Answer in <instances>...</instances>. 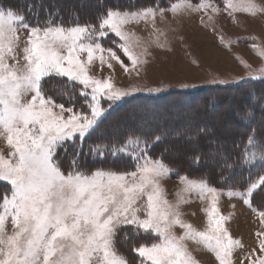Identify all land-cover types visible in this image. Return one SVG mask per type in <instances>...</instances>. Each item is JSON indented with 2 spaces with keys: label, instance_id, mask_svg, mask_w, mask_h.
<instances>
[{
  "label": "snow or ice",
  "instance_id": "snow-or-ice-1",
  "mask_svg": "<svg viewBox=\"0 0 264 264\" xmlns=\"http://www.w3.org/2000/svg\"><path fill=\"white\" fill-rule=\"evenodd\" d=\"M45 11L43 20L37 15L29 21L23 12L0 4V139L8 149L0 151V182L8 185L0 192V264H132L119 245L149 233L157 239L131 247L137 264H200L189 251V240L213 253L217 264H264V210L258 211L255 246L246 248L227 227L231 214H223L218 206L223 196L252 206V197L264 190V163L242 181L233 177L237 163L264 162V141L254 129L246 139L253 149L251 157L244 149L229 163L223 151L212 153L224 162L215 184L210 177L179 175L164 163V153L153 158L149 153L162 135L116 132L87 152L83 148L118 102L139 91L161 90L115 83L111 73L117 66L139 77L151 63L153 42L127 26H150L158 41L165 33L157 26V16L165 20L166 11L199 13L201 23L204 16L212 23L222 13L232 18L238 12L264 16V2L153 0L126 10L108 7L97 14L96 23L81 24L75 17L70 25H65L59 10ZM220 41L231 43L223 36ZM252 48L264 57V45ZM97 65L101 70L106 66L110 74L103 78L91 74ZM240 80H264V67ZM55 81L81 87L78 95L84 102L79 108L74 97H65L70 105L66 106L49 94L63 96ZM46 82H51L48 90ZM209 131L207 126L198 127L196 138ZM122 160L128 165L116 167ZM192 161L198 165L200 156ZM171 174L178 175L182 184L175 201L167 198L162 184ZM183 193L209 202L203 230L183 219L181 204L189 202ZM177 227L182 230L179 234ZM128 228L132 231H124Z\"/></svg>",
  "mask_w": 264,
  "mask_h": 264
},
{
  "label": "rangeland",
  "instance_id": "rangeland-1",
  "mask_svg": "<svg viewBox=\"0 0 264 264\" xmlns=\"http://www.w3.org/2000/svg\"><path fill=\"white\" fill-rule=\"evenodd\" d=\"M156 2L159 3L158 0ZM260 2H264V0H260ZM143 3L149 5L153 1ZM164 15L165 20H161L159 15L157 16V26L165 33V35L159 36L158 41L157 37L151 34L150 26L144 24L127 26L128 29L135 31L145 41L151 40L153 42V47L150 48L152 52L151 63L146 70L142 71L139 77H136L135 74L129 76L117 66L115 72L111 73L115 83L120 87L135 86L141 89H161L159 92L145 90L135 93L160 94L156 97L159 101L136 104V110L129 107V110L123 112L125 118L122 124L114 126L113 130L114 133H121L129 127H133L148 133L154 132V135H167L172 140H176L177 135H185V139L188 141L186 146L188 147H184L183 150H186V152H182V148L179 149L182 146L172 148L173 150H169V153L166 147L162 149V152H167L166 155L170 156L169 159L174 158V161L178 162L171 163L173 166L181 168L185 167L180 164L184 160L182 158L184 153L187 157L189 154L193 156L197 153L196 149L201 148L203 161L198 166L206 168L205 171H202L203 174L204 172L209 174L211 182L215 184L223 161L218 158V155L213 156L212 153L223 151L228 159L232 156L233 160L236 148L235 150L232 147L229 148V143L224 142L223 138L230 139L234 143L238 139L241 130L240 120L235 119H239L240 114L248 115L249 111L252 112L255 107L259 108L264 104V80H257L256 85L253 84L256 80H240V78L247 76L249 71L264 67V57L259 56L252 48V44L264 45V16L253 17L249 13L238 12L235 18H232L222 13L212 23H208L207 16H204L205 23H201V14L199 13L189 16L174 15L172 12L166 11ZM221 36L224 37L226 42L231 41V43H221ZM25 37L26 34L22 33V40ZM245 37H249V39H244ZM160 44H163L164 47H159ZM169 48L171 50H168ZM21 63H23L22 60ZM246 65H250V67ZM91 74L103 78L110 73L106 66L101 70L97 65L91 68ZM238 80L239 83L236 82ZM220 81H225V83H220ZM249 81L251 83L248 84V88L251 89L247 98L241 94L234 96V94L227 95V93H224L226 86L229 84L240 87L243 82ZM183 91L189 92L183 93ZM168 92L169 94H167ZM218 93H224L222 97L227 95L230 98H223L220 101L215 100L214 97L221 95ZM204 98H207L206 102L216 109L213 116L215 114L221 116L222 114L219 113L224 109L221 126L217 127L214 118L209 119L203 116L202 112L195 108L196 101H201ZM123 100L112 107L106 116ZM101 104L107 108L106 101L102 100ZM260 119L264 125V113ZM197 121H201L210 131L198 138H196V131L192 132L193 134L188 131L194 137L193 140H189L187 131L183 133L179 131L180 133L177 134L176 129L192 127ZM107 122L100 123L97 128L99 134H104ZM258 136L260 140L264 141V134H258ZM87 142L90 143V140H87ZM173 145L174 142L172 147ZM240 149L241 151L246 149V154L251 157L253 149L247 147L246 141L244 147ZM7 150L5 141L0 139V151L6 153ZM261 163L264 162L259 160L255 162V165H258L256 171ZM168 165L170 166V164ZM247 167L251 168V165H247ZM203 174L195 177L187 176L190 179L206 178L203 177ZM179 175L185 174L179 173ZM236 178L238 177L236 176ZM162 184L166 190L167 198L170 201H175L182 191L179 176L171 174L162 180ZM216 186L219 187V185ZM183 196L189 201L181 204L180 210L183 213V219L192 223L197 229L203 230L207 223L204 209L209 206V202L201 201L194 194L183 193ZM218 206L223 214H231V219L227 223L231 234L236 238H240L246 248L255 246V232L260 227L258 211L264 210V190L258 191L252 197V206L245 205L238 198H228L227 196L220 198ZM131 231L132 229L129 228L126 232ZM175 231L179 234L182 230L177 227ZM147 239L149 241H146ZM156 239L150 233L141 234L138 237H133L127 243L131 248L139 242L151 243ZM186 243L189 251L200 264H217L214 254L209 252L208 249L194 241L189 240ZM122 244L125 243H121L120 246ZM127 253V258L132 264H137V257L133 252L126 249L123 254Z\"/></svg>",
  "mask_w": 264,
  "mask_h": 264
},
{
  "label": "trees",
  "instance_id": "trees-1",
  "mask_svg": "<svg viewBox=\"0 0 264 264\" xmlns=\"http://www.w3.org/2000/svg\"><path fill=\"white\" fill-rule=\"evenodd\" d=\"M152 1L153 0H0V4L4 5L6 7H11L13 9H16V10L23 12V14L25 16H27V19L29 21H33V18L37 17V15H38L39 19L43 20L45 18V14H46L45 10H50L53 13L56 12V10H59V15H60V17L63 18L65 25H70V24L74 23L75 17H78L79 22L81 24H83L85 22L96 23L97 22V14L102 13L104 11V9L108 8V7H115V6L119 5L121 10L122 9L126 10L129 7V5H136V6L145 5V3H143V2L147 3V2H152ZM158 2L160 3V0H158ZM30 6H33V7H31V11L29 12ZM49 83H51V82H46L44 85L46 90H48ZM55 83L59 87L60 92L63 93V96H60L57 93L52 92V91H49V94L55 96L58 103L64 102L66 104V106H70V105L68 104L67 99H65V97H68V96L74 97L77 101L76 107L79 108L80 104L83 103L82 102L83 98L78 95V93L81 90L80 86L79 85H73L72 83L67 82V81H55ZM249 83H251V82L250 81L249 82H243L240 87L229 84L226 86L224 93H227V95L234 94V96H236L237 94H241V95H244L243 97L247 98L249 96L250 89H251V88L250 89L248 88ZM257 83H258L257 80L253 82L254 85H256ZM187 92H189V91H183V93H187ZM167 94H169V92ZM218 94H221V93H218ZM223 94L214 97L215 100L220 101L223 98H227V99L230 98L227 95H225V97H222ZM158 96H160V94L138 93V94L126 97L121 104H119L117 107H115L114 110L102 120V122H107V120H108L104 134H99V131L96 129V131L93 132L92 135L84 141V143H83L84 151L87 152L89 147L91 145H93L94 143L102 142L101 138H103V140L110 139L112 137V134H114V130H113L114 126L116 127L119 124H122V122L125 118V115L123 114V112L125 110H129V107L133 110L134 109L136 110L137 109L136 104H140L143 102H154L157 100L159 101V99L156 98ZM206 99L205 98L202 99L203 100V101L201 100L202 102L196 101L195 108L198 111L202 112L201 114L203 116H206L209 119L214 118V121H216L217 127L221 126V123H222L221 120L223 119V116H224V109L221 110V112L219 113V114H222L221 116L216 115V114H215V116H213L214 113H216V109H214V106H212L208 102H206ZM252 99H255V98H252ZM255 101H258V100L255 99ZM209 111H211V112H209ZM196 113H198V112H196ZM251 113H252V115L250 117L247 114L246 115L240 114L239 119H237V118L235 119L237 121L240 120L239 123L241 125V130H240L238 139L234 143H232V140H230V139L223 138L224 142L229 143V148L232 147L234 150L236 148L235 155H233V160H235V161L237 160L238 154L241 152V149L239 150V148L244 147L245 141L247 139V134L251 130H253V129L255 130V133H256L258 138H259L258 134H264V125L262 124L261 119H260V117L264 113V104L259 108L255 107V109ZM108 117H110V118H108ZM242 117L244 119H242ZM260 122H261V124H260ZM202 126H204L203 123L201 121L200 122L197 121V123H195V125H193L192 127H181L179 129H176V130H177V134L180 133L179 131H182L181 133L187 131V133L189 134V132H191V133L195 132L198 127H202ZM166 128H168V127H166ZM130 130L135 131L138 129H134L133 127H129L126 129V131H130ZM126 131H123V132H126ZM123 132H121V133H123ZM143 132L148 134L149 136L154 134V132H152V133H148L147 131H143ZM162 137L163 138H162L161 142L154 144L151 148V151L149 154L153 158H159L160 154L164 153L163 154V161L170 164L171 168L178 170L179 173L194 176V177L199 175V174H203L202 171H205L206 168H202L201 166H198L199 164L201 165V161H203V154H202L201 148H199V149L197 148L196 149L197 153H195V155H193V156L192 155L190 156V154H189L187 157V155H185V153H184V155L182 156V158L184 160H183V162H180V164H183L185 167H181V168L176 167V166H173L171 163H178V162H175L174 158L169 159L170 156L166 155L167 152H162V149L167 147L168 153H169V150H173L172 148H174L176 146H178V147L182 146L179 149L182 148L181 151L186 152V150H183V149H184V147H188V146H186L188 141L185 139V135H180V136L177 135L176 140H172L169 136L163 135V134H162ZM87 140L88 141L90 140V143H88ZM173 142H174V145L172 147ZM69 149L71 150V145H69ZM188 151L191 152V150H189V149H188ZM196 155L200 156V162L198 165L194 164L192 161V157H194ZM231 157H229V159H228L229 163L234 162ZM218 158H217V161H218ZM188 162L190 165L188 164ZM128 163L129 162L127 160L117 161L116 167L122 168L124 166H127ZM104 166H107V165L105 164ZM257 167H258V165H255V166L251 165V168H249L247 166H242L241 164L237 163L235 166V171L233 173L234 180H237V181L244 180L248 176L249 171L251 170L253 173L256 171ZM127 170H131V169L128 168ZM203 175H204L203 177H206V178L209 177V174H206L205 172ZM236 176L238 178H236ZM7 187H8L7 183L0 182V192L4 191ZM128 229H125V230L128 231ZM143 237H145V236L143 235ZM146 241H149V239H147ZM128 244L129 243L122 244L121 246L119 245L120 251L125 253L126 249L131 250V248H130V246H128ZM125 255L128 256V253Z\"/></svg>",
  "mask_w": 264,
  "mask_h": 264
}]
</instances>
